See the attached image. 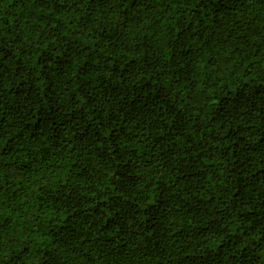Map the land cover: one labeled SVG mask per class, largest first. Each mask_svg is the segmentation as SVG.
Segmentation results:
<instances>
[{"label":"trees","instance_id":"trees-1","mask_svg":"<svg viewBox=\"0 0 264 264\" xmlns=\"http://www.w3.org/2000/svg\"><path fill=\"white\" fill-rule=\"evenodd\" d=\"M0 264H264V0H0Z\"/></svg>","mask_w":264,"mask_h":264},{"label":"snow or ice","instance_id":"snow-or-ice-1","mask_svg":"<svg viewBox=\"0 0 264 264\" xmlns=\"http://www.w3.org/2000/svg\"><path fill=\"white\" fill-rule=\"evenodd\" d=\"M91 2L94 4L95 0H91ZM133 2H134V0H133ZM0 204H2V201H0Z\"/></svg>","mask_w":264,"mask_h":264}]
</instances>
